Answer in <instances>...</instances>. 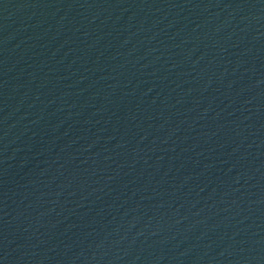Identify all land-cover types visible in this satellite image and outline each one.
Listing matches in <instances>:
<instances>
[{"label": "water", "instance_id": "obj_1", "mask_svg": "<svg viewBox=\"0 0 264 264\" xmlns=\"http://www.w3.org/2000/svg\"><path fill=\"white\" fill-rule=\"evenodd\" d=\"M0 264H264V0H0Z\"/></svg>", "mask_w": 264, "mask_h": 264}]
</instances>
